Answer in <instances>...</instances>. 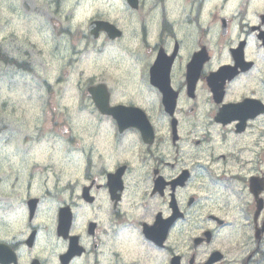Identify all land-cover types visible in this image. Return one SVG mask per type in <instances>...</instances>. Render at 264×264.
Instances as JSON below:
<instances>
[{
    "label": "flooded vegetation",
    "instance_id": "obj_1",
    "mask_svg": "<svg viewBox=\"0 0 264 264\" xmlns=\"http://www.w3.org/2000/svg\"><path fill=\"white\" fill-rule=\"evenodd\" d=\"M184 6L179 19L168 2L154 3L138 19L145 57L79 83L85 136L62 165L78 153L84 170L49 188L41 165L31 163L23 197L13 201L9 189L8 242L0 239L8 262L14 253L18 264L31 263L37 247L54 243L48 259L38 253L42 264H264V6L250 13L241 3L229 12L230 4L220 3L207 15L206 3ZM202 49L210 61L192 69ZM217 52L229 58L220 66L235 67L231 79L213 77ZM241 53L248 69L236 65ZM161 54L164 66L155 67ZM101 84L112 108L145 113L137 128L121 129L99 111L90 89ZM64 211L72 219L66 236L59 233Z\"/></svg>",
    "mask_w": 264,
    "mask_h": 264
},
{
    "label": "rangeland",
    "instance_id": "obj_2",
    "mask_svg": "<svg viewBox=\"0 0 264 264\" xmlns=\"http://www.w3.org/2000/svg\"><path fill=\"white\" fill-rule=\"evenodd\" d=\"M0 2L8 5V13H5L4 19L0 16V43L7 54L8 52H12L10 49L12 44H26L27 41H30L35 46H41L43 44L45 46L52 45V41L44 42V38L48 35V27H44V25L36 21L30 22L26 20L27 7L24 6V0H13L14 3L19 4V7L15 10L16 14L9 8L10 0H0ZM175 2L177 1L175 0ZM73 3L76 7L79 5L78 0H66L62 3V7L68 9L72 7ZM88 3L81 4V8L74 11V18L69 23L74 30L71 38L75 41L78 49L84 46L85 41L81 40L80 36L85 33L90 17L98 14L108 16V13L113 14V10L117 7V0H89ZM9 13L13 14L12 18L9 16ZM114 13H117V11H114ZM99 46H102V41L90 45V50L92 51L83 55V62L78 64V68L97 67V70L93 72L101 73L104 69L110 71L106 67H114L111 63L113 53L105 52L103 54H97L93 51L94 48ZM226 58L227 55L225 53L217 52L215 55V65L217 66L219 63L225 62ZM8 73L10 71L0 65V105H6L4 108L6 119L15 125H11L9 128L12 136H9L7 133V137L3 135L0 138V160L1 156L7 153H10L9 157L12 159L22 158L28 152L35 155L37 153L35 149L29 151L30 147L34 145H32V142L30 144L25 143V140L33 131H36L37 126L43 127L41 132L50 138L51 142L45 147L46 151H51L54 148L55 142H61L62 146H64L65 135L57 134L61 131V128L59 126H48L47 122H44V118H46L48 113L46 95L40 99V91L35 83H30L27 79H23L22 76H18L15 79L13 77L8 78ZM78 99V92L72 90L65 96V100L71 102H61L59 105L60 114H67L63 108H69V120L77 135V145L78 137L82 131V128L76 124L80 120L76 112L79 104L77 102ZM8 104H12L11 111H8ZM3 125L4 123L0 119V126ZM13 149L20 151V153L13 151ZM79 162V159H75L76 164ZM1 165H4V162H1ZM9 168L10 164H8ZM1 213L0 208V215Z\"/></svg>",
    "mask_w": 264,
    "mask_h": 264
},
{
    "label": "water",
    "instance_id": "obj_3",
    "mask_svg": "<svg viewBox=\"0 0 264 264\" xmlns=\"http://www.w3.org/2000/svg\"><path fill=\"white\" fill-rule=\"evenodd\" d=\"M97 24H99V27H97V29H104V27H103L102 24H100V23H97ZM97 24H96V25H97Z\"/></svg>",
    "mask_w": 264,
    "mask_h": 264
}]
</instances>
